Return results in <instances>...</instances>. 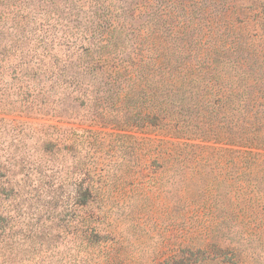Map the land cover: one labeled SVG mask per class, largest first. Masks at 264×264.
<instances>
[{
  "label": "trees",
  "instance_id": "1",
  "mask_svg": "<svg viewBox=\"0 0 264 264\" xmlns=\"http://www.w3.org/2000/svg\"><path fill=\"white\" fill-rule=\"evenodd\" d=\"M250 1L246 8L244 0H64L53 6L62 30L41 33L21 30L19 10L6 13L0 16V111L76 121L81 110L79 124L88 129L42 139L67 149L55 150V159L78 146L88 153L102 145L92 127L121 132L102 133L107 137L134 132L219 143L248 150L236 152L239 159H255L249 150L264 151V0ZM63 4L64 16L57 12ZM8 131L0 119L2 141ZM20 145L0 143V159H27ZM61 166L48 161L33 170L50 167L53 174L38 172L41 189L28 184L36 196L30 198L73 206L85 226L76 243L94 249L103 242L105 212L91 170L83 162L65 172ZM69 179L77 181L72 193H58ZM22 188L15 197L28 193ZM9 219L12 239L24 221ZM16 227L20 232L12 235Z\"/></svg>",
  "mask_w": 264,
  "mask_h": 264
},
{
  "label": "rangeland",
  "instance_id": "2",
  "mask_svg": "<svg viewBox=\"0 0 264 264\" xmlns=\"http://www.w3.org/2000/svg\"><path fill=\"white\" fill-rule=\"evenodd\" d=\"M60 1L0 0V16L19 10L23 31L62 30L53 9ZM244 1L249 8L252 1ZM57 12L64 16L67 5ZM76 111V121L0 111L9 124L1 145L17 139L27 158L0 159V264H264V151L249 150L255 159H239L236 152L248 150L160 134L107 137L102 133L121 132L92 127L101 132L102 145L88 153L78 146L66 159H55V150L68 154L67 149L41 141L88 129L79 124L83 112ZM48 161L61 163L62 172L78 162L91 170L105 212L103 242L96 248L76 243L85 226L76 221L73 206L50 207L30 198L36 196L28 184L41 189L38 172L53 174L50 167L33 171ZM74 179L56 191L72 193ZM22 187L28 193L15 197ZM9 215L24 221L22 229H13L12 235L21 229L13 240L7 237Z\"/></svg>",
  "mask_w": 264,
  "mask_h": 264
}]
</instances>
